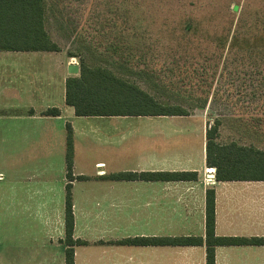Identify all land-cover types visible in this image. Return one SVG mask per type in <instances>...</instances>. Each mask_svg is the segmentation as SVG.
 I'll use <instances>...</instances> for the list:
<instances>
[{
	"label": "crops",
	"instance_id": "0c3cea01",
	"mask_svg": "<svg viewBox=\"0 0 264 264\" xmlns=\"http://www.w3.org/2000/svg\"><path fill=\"white\" fill-rule=\"evenodd\" d=\"M53 53L0 50V139L6 138L7 142L8 201L30 202L33 182L37 180L38 188L56 184L58 199L64 204L66 123L71 124L73 175L86 177L72 181L73 236L87 241L74 247V264H175V255L184 252L198 253L200 264H205L204 245H130L120 240L204 237L207 188L214 189L217 235L264 238V180H216L215 168L206 164V128L202 130L199 121L189 119L191 114L76 116L65 102V81L73 76L67 67L76 62L69 56L66 61L48 57ZM50 63L55 69H48ZM48 108H58L60 114L41 115ZM192 121L197 132L190 128ZM55 129L63 134V156H48L42 161V155H50L45 147H49L48 139ZM183 138H188L189 143ZM34 160L38 163H32ZM175 171L196 172L197 179L115 177L126 172ZM171 202L185 203L177 208L175 217L191 230L160 232V203ZM92 203L107 206L98 211ZM62 232L64 235V229ZM25 244L17 243L18 250H23V260L17 263L13 258V264H30L29 243ZM15 248L13 243L14 252ZM234 252H245L246 258H236ZM186 259V264H195L193 258ZM60 264H64L63 245ZM215 264H264V244L216 246Z\"/></svg>",
	"mask_w": 264,
	"mask_h": 264
},
{
	"label": "trees",
	"instance_id": "16d2710c",
	"mask_svg": "<svg viewBox=\"0 0 264 264\" xmlns=\"http://www.w3.org/2000/svg\"><path fill=\"white\" fill-rule=\"evenodd\" d=\"M140 0H108L101 11H93L96 34L90 39H100L98 47L107 55L106 64H90L79 57V73L65 81V102L76 116L150 115L182 116L191 109H204L209 102L228 104L233 80L245 83L250 94L264 97V11H249L241 6L237 17L229 19L221 29L208 31L199 22L187 19L172 27L177 33L174 46L163 45L159 36L151 33L136 17L135 9ZM136 4V5H135ZM244 7V8H243ZM240 8L232 7V13ZM48 0H0V50L9 51H60L52 40L46 24L49 16ZM89 36L88 34H85ZM78 36H81L78 35ZM96 45V47H97ZM95 46V45H94ZM91 55L94 49L85 46ZM170 52V53H167ZM69 57H76L68 53ZM164 74L161 78H174L181 87L170 89L168 85L155 84L159 90L190 101L188 107L180 103L160 100L122 74ZM167 76V77H166ZM197 84V85H196ZM158 85V86H157ZM196 87V88H195ZM155 88V87H154ZM169 88V89H167ZM236 90V89H235ZM211 96V98H210ZM31 113L33 111H30ZM58 108L41 112L44 116H57ZM263 114V113H262ZM237 123L248 124L245 132L264 135V116L253 115L248 119L235 117ZM222 120L215 118L206 127V164L215 168V179L264 180V148L236 140L220 142ZM250 130V131H249ZM262 135V136H263ZM73 130L66 123L63 238L64 264H74V247L87 241L74 238V212L72 181L84 179L74 176ZM120 179L151 178L159 180H196V172L120 173ZM214 189L205 193V232L198 235L133 237L120 243L160 246H205V264H215V247L223 245L264 244V238L245 236H221L215 233Z\"/></svg>",
	"mask_w": 264,
	"mask_h": 264
},
{
	"label": "rangeland",
	"instance_id": "374dc122",
	"mask_svg": "<svg viewBox=\"0 0 264 264\" xmlns=\"http://www.w3.org/2000/svg\"><path fill=\"white\" fill-rule=\"evenodd\" d=\"M106 1L108 0H48L50 10L46 27L52 40L60 47V51L54 52L48 57H53L52 59L61 57L63 61H66L69 59L68 53H74L77 55L74 57L76 64L79 63V57L93 65L106 64L104 59L107 55L102 53V47L97 45L100 39L96 38L94 41L90 39V34H98L93 26V11L103 10ZM235 3H239L240 8L232 13V7ZM241 6L247 7L251 12L264 11V0H140L135 13L141 24L144 22L143 24L147 26L151 33L160 35L159 39L163 45L170 44L173 47V39L177 33L173 34L171 28L180 22L192 19L202 24L208 31H217L226 24L229 14L234 15V18L239 15ZM80 34L81 36H78ZM88 44L94 49L95 55H91L84 48ZM167 53L170 52L167 51ZM35 65L39 66L38 62ZM47 65L48 69H55L56 67L54 63ZM122 75L128 81L136 83L160 100L180 103L185 107L189 106L190 100L188 98L179 96L176 98V96L170 94V91L166 89L159 90L155 86V84L168 85L170 89L172 87H174L172 89H175L182 86V82H179V80L174 78L169 80L167 76V78L162 79L164 74L159 77L158 74ZM233 82V88L229 93L231 101L228 104L212 101L204 109L193 108L191 109L192 118L189 119L199 121L203 130L211 125L215 118H219L222 120L218 139L220 142H228L232 139L239 143L254 144L264 148L263 134V136H258L253 135L251 132H245L248 124L237 123L234 120L235 117L248 119L253 115L264 116V97H261V94L252 96L249 90L246 91L245 83L237 90L240 82L236 80H233ZM190 124V128L197 132L195 129L196 123L192 121ZM241 124L245 125V128ZM52 133L53 136L48 139L49 147H45L50 150V155H42L40 157L41 160L44 158L42 161L48 156H52L54 159L58 158L59 155L63 156V134L58 129H55ZM183 139L182 141L189 143L188 138ZM192 140L196 141L195 139ZM54 159H50V161L55 162ZM20 160L23 162L22 155ZM8 165L7 142L6 138H2L0 139V264H13V258L17 263H22L23 250H18L17 243H26L25 245L29 243L30 264H60L63 244L59 243L58 239L63 236V201L58 199V186L54 184L46 188H38L36 187L38 181L35 180L33 182L35 186L32 187L31 201H15L11 204L8 201L9 195L7 193ZM43 192H47V194H41ZM18 196L23 200L22 194H18ZM18 196L16 197L19 198ZM183 204L185 203H160V232L178 234L191 230L187 227L188 225L186 226L178 217H175L177 208ZM92 205L99 209L98 211H102L107 206L106 203H92ZM165 211L167 213H164ZM100 215L103 218L104 214ZM128 226H130L129 223ZM13 243L16 246L15 252L12 250ZM233 254L236 258H246L245 252L239 254L234 252ZM189 257L193 258L192 261L195 264H200L198 253L193 255L186 252L176 254L174 262L175 264H186V258Z\"/></svg>",
	"mask_w": 264,
	"mask_h": 264
},
{
	"label": "water",
	"instance_id": "95a60500",
	"mask_svg": "<svg viewBox=\"0 0 264 264\" xmlns=\"http://www.w3.org/2000/svg\"><path fill=\"white\" fill-rule=\"evenodd\" d=\"M67 71L69 74L77 75L79 73V65L78 64H70L67 67Z\"/></svg>",
	"mask_w": 264,
	"mask_h": 264
}]
</instances>
